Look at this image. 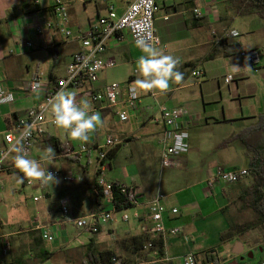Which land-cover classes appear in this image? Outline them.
Here are the masks:
<instances>
[{
  "label": "crops",
  "instance_id": "1",
  "mask_svg": "<svg viewBox=\"0 0 264 264\" xmlns=\"http://www.w3.org/2000/svg\"><path fill=\"white\" fill-rule=\"evenodd\" d=\"M53 1L33 0L40 10L28 12L32 8L30 0L25 1L30 2L28 7H26L28 3L22 5L20 0H0V83L6 91L14 95L12 102L0 104V148L3 146V131L22 117L27 109L36 106L42 98V92L29 93L24 89L32 75L39 71L42 79L48 83L62 76L70 55L79 48V43L75 39L76 34L85 31L90 22L104 15L108 3H112L116 11L121 13L131 0H63L67 6L66 29L71 32L70 36H65L55 25ZM230 2L231 0H156L158 7L154 17L156 34L161 43L166 45L167 51L163 54L178 59L176 70L183 73V78L179 82L170 80L169 88L164 91L135 89L140 101L137 115H130L132 123L130 117L126 122H120L112 110L97 112L101 123L89 134L87 141L88 143L102 141L101 134L117 135L119 131L118 136L125 138L123 145L127 144L130 151L128 156L130 162L126 166L128 171L124 170L119 178H106L113 182L139 187L142 199L161 194V203L167 209L171 207L178 209L177 214L167 213L164 218L166 226L180 227L177 235L149 236L151 238L160 236L163 239V255L157 256L155 251L150 252L148 248L133 253L128 242L120 247L121 240L142 234L140 228L144 221H138L132 215L124 221L121 214L116 213L113 220L100 227L96 233H87L76 228L69 218L96 211L94 205L96 194L92 188L96 171V153L92 158V152H95L92 149L82 158L74 159L59 157L51 148L53 158L43 161L58 162L62 167L59 171L71 172L75 176H81L82 180L66 182L57 177L63 183L55 181L51 185L49 183L39 185L38 181L33 182L25 177L21 182L20 177L23 174L14 166L16 154L8 156L4 164L6 171L0 177V205L10 190L15 191L13 186L10 187V184L15 183V177L10 176H14L15 173L22 187L29 185L34 189H41L44 202L34 208L23 226L12 224L10 228L0 220V264H91V254L97 257L100 252L106 250L115 253L126 264H182L181 258L188 252L196 255L197 264H206L208 260L217 258L224 264H261L264 261V239L262 240L259 235L261 229L264 230V223L224 237L232 230L233 224L239 226L254 217L253 211L250 208H243L241 203V198L251 185V176H244L234 183L216 181L211 186L206 183L217 166L248 168L245 146L241 142H226V137L222 136L203 149L211 152V158L204 166L197 169L192 165L196 159L193 150L202 151L201 147L191 145L190 133L195 128L202 123L206 125L236 123L247 128L253 126L257 116L264 113V56L260 55L258 64L251 67L237 55L239 48L252 49L258 46L248 45L245 37H241L242 34L232 27L231 19L235 13L230 8ZM194 7L199 9L201 16L193 13ZM38 29L41 32H38ZM225 29L237 31V37H240L223 44L216 42L212 31L219 34ZM26 42H30L31 47H26ZM144 54L142 48L131 40L129 33L123 30L107 40L102 55L112 57L115 65L100 72L95 82H85L77 90L66 88L63 91L78 95L84 89L99 91L106 84L117 82L122 83L124 96L126 86L133 87L136 80L142 79L140 74L134 71L137 59ZM60 57L63 63L62 72L57 73L60 65L56 62ZM238 59L241 64L234 66ZM194 70H200L201 75L196 76ZM227 74H232L233 79L229 84H224L222 77ZM232 82L234 92L237 90L240 95L223 97L221 88H226L231 94ZM192 88H196L198 94L191 90ZM258 91L262 93L261 100H255ZM83 101L88 100L80 99L79 104ZM88 103L91 108L92 103L89 101ZM158 105L183 106L195 116V121L187 124L189 147L188 152L181 157V165L163 168L162 173L152 163L155 158L159 167L162 124L157 111ZM119 123L128 126L118 127ZM134 124L142 128L143 136L155 141L157 148L145 145L144 139L138 141L139 138L134 134L132 127ZM47 127L50 126L45 127L43 134L56 138L58 148L59 143L70 138L63 129L55 127L56 133L50 134L46 131ZM56 134H60L62 138ZM40 138L37 136L32 146L42 148L48 154L49 148L44 146ZM119 148L108 154V157L111 156L108 160V169L116 159ZM189 166L194 172H199L198 181L192 186L176 187L182 179L192 175V170L187 169ZM13 178L14 180H11ZM27 180L31 184H27ZM243 180L247 182L240 183ZM262 189L264 191V186ZM63 198L68 199L67 216H63L59 208V200ZM33 200L39 201V197L34 196ZM262 203L264 206V196ZM103 207L109 208L110 205L101 197L99 209ZM133 209L141 216L147 211L145 205ZM242 215L249 216V219L243 220ZM37 223L50 229L54 235L53 241L44 240L40 236L41 229L35 227ZM6 241L10 246L5 253ZM245 242L248 243L246 248L243 246ZM162 256L168 259L164 260Z\"/></svg>",
  "mask_w": 264,
  "mask_h": 264
},
{
  "label": "built area",
  "instance_id": "2",
  "mask_svg": "<svg viewBox=\"0 0 264 264\" xmlns=\"http://www.w3.org/2000/svg\"><path fill=\"white\" fill-rule=\"evenodd\" d=\"M52 9L56 15L55 25L65 36H70L71 32L66 29L68 20L66 3L63 0H54ZM157 9L156 0H131L121 13L116 11L112 3H108L104 15L98 16L96 20L90 22L85 31L76 34L75 39L79 43V48L70 55L62 76L48 83L42 79L39 71L32 75L25 84L24 89L29 93L42 92V98L36 106L27 109L22 117L18 118L14 124L3 131V146L0 148V177L6 171L4 164L8 156L11 154L17 155L16 147H21L23 153L29 155L34 139L44 133L45 127H56L51 121L48 103L58 92L66 88L77 90L85 82L93 83L97 80L100 72L115 65V60L112 57L102 56L108 39L126 30L131 40L140 48L143 49L146 45L155 49L158 48L162 53L167 51L166 45L161 43L154 28V17ZM192 11L196 16L202 15L197 7H194ZM47 25L50 26V24ZM38 32H41V30L38 29ZM212 35L215 36L216 42L223 44L237 37L238 32L232 29H225L219 34L216 31H212ZM31 45L30 42H26V47H31ZM237 55L246 65L253 67L258 64L261 51L257 48H239ZM194 74L200 76L201 71L194 70ZM232 79V74H227L222 80L224 84H229ZM122 89L123 86L117 82L108 83L99 91L84 89L78 95H75V102L79 104L80 99H87L92 103L90 114H96L102 110H112L120 122H126L130 115H137L140 97L135 89L130 86H126L125 94L122 96ZM13 100V93L6 91L0 83V104L10 103ZM157 111L162 124L159 164L161 168L179 167L181 165V157L188 152L189 147L187 124H192L195 121V116L183 106L167 107L158 105ZM124 143L125 138L117 137L113 134H107L102 141H93V143L74 141L71 138H66L59 143L57 152L59 157L80 159L84 154L89 153L90 150H95L96 171L94 184L99 189L103 201L110 205L109 208L103 207L87 215L71 217L69 221L80 230L87 233H96L100 227L113 220L116 213H120L122 220L127 221L129 219V214L127 213L129 208L145 205L147 211L142 216L137 211L132 213L136 220L144 221L140 228L143 235H177L181 230L180 227L166 226L164 218L167 213L171 215L177 214L178 209L176 207L167 209L161 203V194L149 199H142L139 187L113 182L105 177L104 170L108 168V154ZM47 171L51 172L54 178L60 177L66 182L82 180L81 176H75L71 172L51 169ZM247 173V168H223L217 166L206 183L208 186H211L216 181L234 183L246 176ZM26 183L31 184L29 180ZM38 183L42 185L40 182ZM114 184L124 196L125 201L129 205L128 208L116 210L113 207ZM59 208L62 215L67 216L68 199H60ZM35 227L41 229L40 236L44 240L53 241L54 235L50 229L38 223L35 224ZM9 246V242L6 241L4 244L5 253L8 252ZM149 247V243L145 245V248ZM162 258L164 260L168 259L166 256H162ZM181 262L182 264H197L196 255L188 252L182 256ZM110 264L124 263L118 256H115ZM206 264L224 263L217 258L208 260ZM261 264H264V261Z\"/></svg>",
  "mask_w": 264,
  "mask_h": 264
},
{
  "label": "rangeland",
  "instance_id": "3",
  "mask_svg": "<svg viewBox=\"0 0 264 264\" xmlns=\"http://www.w3.org/2000/svg\"><path fill=\"white\" fill-rule=\"evenodd\" d=\"M231 25H232V27L236 28L239 33L242 34L241 37L242 36L245 37L248 45H252V46L257 45L258 46L257 49H259L261 51V55L264 56V46H263L264 45V18H261L256 14H245V15L235 14L233 16V18L231 19ZM239 37H237V38H239ZM56 63H58L60 65V67L58 66L59 70L56 72L61 73L62 72L61 67L63 66L61 57H60V59H58V62H56ZM238 64H241L239 59L237 61H235L233 65L236 66ZM222 79H223V77H222ZM259 83H260V80L258 81V88L260 90ZM232 85H233V82H232ZM191 90H194L198 94L196 88H192ZM234 90H235V87L233 85V91H231L232 92L231 94L228 92V90L226 88H221L220 91H223L222 92L223 97H229V95H232V94L240 95L239 91L236 90L234 92ZM193 92H191V94ZM216 94H217V89H216ZM261 96H262V93L258 91L257 94L255 95V100H261ZM191 106H196V105H191ZM198 106H200L199 100H198ZM131 117H130V122L132 123ZM117 126L125 128L128 126V124L119 123ZM241 126L242 125L236 124V123H230V124L211 123L208 125H206L205 123H202L200 126H198L193 131H191V133H190L191 145H193L195 147L198 146V147L202 148V151H198V152H195V150H193V153L196 155V159L192 162V165H194L195 168H197V169H200L201 166H204L206 164V161L210 160L211 152L208 153L206 151H203V149L205 148L206 145H209L210 143L214 142L215 140L221 138L222 136H225L226 137L225 140H228V142H230V141L240 142L237 139V134L241 130L240 129ZM132 127H133L134 134L136 135V137L139 138L138 139L139 142L141 141V139H144L143 143H145V145H147V144L153 145V147L157 148V144H155V141L152 138L143 136L144 131L142 130V128H140L136 124H134ZM46 131H48V133H50V134H54V133H56L55 131H57V128L50 126V127L46 128ZM116 134L117 135H114V136L119 137L118 136L119 131ZM56 135L59 136L60 138H62V136H60V134H56ZM141 136H143V137H141ZM102 137H104V134H101V138ZM129 154H130V151H129V148L127 147V144L120 147L119 150L117 151L116 159H114L111 163V168L110 169L107 168L106 170H104L105 177H107V178H117L118 177L119 178L120 176H122V173L124 172V170L128 171L126 166H127L128 162H130L128 160ZM44 155H46V153L42 148L32 146L31 154L29 155V157L33 158V159L40 160L41 157ZM94 157H95V152H92V158H94ZM152 163H153V166H155L156 168L159 169L158 171L160 173L163 172L164 169L161 168L160 164L158 167V162L155 158L153 159ZM45 165H46V170H48V169L59 170L62 168L61 164L58 162H51L50 161L48 163V162H44L43 160H41V166L43 167ZM187 169L192 170V172H193L192 175H190L189 177H187L185 179H182L180 181V184H177L176 187L180 186V188H182V187H187L189 185L192 186L193 184H195L198 181L197 175L199 172H197V171L194 172L193 168L190 166L187 167ZM12 177H15V183L10 184L11 185L10 187L13 186L15 191L10 190L9 193L4 197V202H2V204L0 205V220L3 223L9 225L10 228H11L12 224H20L21 226L25 225L26 219H28L29 215L34 210V208L36 206H38L39 204L44 202V200L42 199L41 189H38V188L34 189V188L30 187L29 185H24L22 187L21 185H19L18 175L15 173L14 176L13 175L10 176V178H12ZM11 180H14V178ZM32 181L35 182L36 180H32ZM55 181L63 183V181L60 178H54V182ZM54 182L49 181L47 183H49L51 185ZM242 182H247V181L243 180L240 183H242ZM34 196H38L39 201H34L33 200ZM17 202H18V204H17ZM127 211H128V214L131 216L132 213L134 212V209L130 208ZM209 217H207L208 220H209ZM242 219L247 221L249 219V216H243L242 215ZM259 235L262 237V240H263L264 239V230L263 229H261V231L259 232ZM247 245H248L247 242H245V244H243V246L245 248L247 247ZM255 254H256V252H255ZM0 255H1V252H0Z\"/></svg>",
  "mask_w": 264,
  "mask_h": 264
},
{
  "label": "clouds",
  "instance_id": "4",
  "mask_svg": "<svg viewBox=\"0 0 264 264\" xmlns=\"http://www.w3.org/2000/svg\"><path fill=\"white\" fill-rule=\"evenodd\" d=\"M144 55L136 61V71L142 79L135 81L133 88L139 91L159 90L164 91L169 88L170 80L179 82L183 78V73L176 70L178 59L171 55H165L161 51L150 46L143 47ZM135 95V93H134ZM49 115L52 123L67 132L74 141L87 142L89 134L101 123L98 114H90L88 101L81 104L75 102V93L60 91L48 103ZM26 134V133H25ZM17 155L14 157V166L25 177L36 180L41 184L49 181L54 182L53 174L46 170V165L41 166V160H51L53 158L51 148L48 154L40 160L30 158L23 153L21 147L15 149Z\"/></svg>",
  "mask_w": 264,
  "mask_h": 264
},
{
  "label": "trees",
  "instance_id": "5",
  "mask_svg": "<svg viewBox=\"0 0 264 264\" xmlns=\"http://www.w3.org/2000/svg\"><path fill=\"white\" fill-rule=\"evenodd\" d=\"M26 0H20V4L28 3L26 7L30 5V2H25ZM31 1L32 8L28 12L39 11L40 8ZM230 8L237 15L245 14H256L261 18H264V0H231ZM227 43V42H225ZM44 146L47 148H52L55 152H58V141L56 138L51 137L48 134L39 135ZM237 139L245 146L247 150L248 158V168L247 175H250L252 182L249 188L246 189L244 197L241 198V203L243 208H250L253 211L254 217L252 220L245 222L241 225H232V230L227 232L224 237H230L233 234L246 231L248 229L257 227L264 223V206L262 203L264 191V113L257 116V121L253 126L243 128L237 134ZM228 142V140H226ZM120 147V146H119ZM116 147L114 152L116 151ZM109 157H111L109 155ZM108 157V159H109ZM246 175V176H247ZM93 190L95 192L94 205L96 211L99 210V204L101 199V193L99 189L93 185ZM112 205L116 210L122 208H128V203L125 201L124 196L118 191V188L114 184L113 186V201ZM128 242L131 246V251L133 253L139 252L145 249L146 244H150L148 251H155L157 256L163 255V239L160 236L149 237L148 235H136L129 238L121 240L120 247H123V243ZM91 256L93 258H91ZM117 256L112 251L106 250L100 252L98 256L91 254L90 263L91 264H110L113 257ZM126 264L124 261H122Z\"/></svg>",
  "mask_w": 264,
  "mask_h": 264
},
{
  "label": "water",
  "instance_id": "6",
  "mask_svg": "<svg viewBox=\"0 0 264 264\" xmlns=\"http://www.w3.org/2000/svg\"><path fill=\"white\" fill-rule=\"evenodd\" d=\"M235 252H239V251H235Z\"/></svg>",
  "mask_w": 264,
  "mask_h": 264
}]
</instances>
